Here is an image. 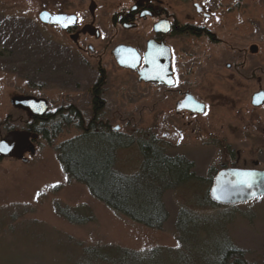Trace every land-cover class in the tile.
<instances>
[{
    "label": "rangeland",
    "instance_id": "374dc122",
    "mask_svg": "<svg viewBox=\"0 0 264 264\" xmlns=\"http://www.w3.org/2000/svg\"><path fill=\"white\" fill-rule=\"evenodd\" d=\"M39 10L40 0H0V139L25 133L35 149L0 155V264H220L229 246L248 264H264V195L233 204L209 195L212 175L223 167L264 170V104L252 103L264 89V0H219L222 18L207 24L221 26L220 43L174 39L177 87L191 88L207 105L195 117L177 115L176 97L161 100V92L108 61L107 82L96 85L97 56L88 62L76 50L51 49L45 37L53 31ZM193 46L224 58L210 64L189 51ZM25 96L48 100L50 109L79 107L87 130L91 121L114 127L122 138L115 167L125 175L142 165L141 142L156 140L166 153L188 158L195 176L165 189L162 226L116 212L68 177L60 153L86 129L70 121L48 131L49 139L32 135L27 112L13 104Z\"/></svg>",
    "mask_w": 264,
    "mask_h": 264
},
{
    "label": "flooded vegetation",
    "instance_id": "af4514ba",
    "mask_svg": "<svg viewBox=\"0 0 264 264\" xmlns=\"http://www.w3.org/2000/svg\"><path fill=\"white\" fill-rule=\"evenodd\" d=\"M218 2L219 0H40L38 19L45 29L50 28L49 30L53 31V33L50 32L49 37H45L47 40L45 42L51 49L57 51V47H61L69 49V52L76 50V53L80 52L84 59H88V62L97 56L100 76L99 84L96 85L107 82L108 76L105 74L102 63L108 61L111 66L135 73V82L144 86L145 89L161 92L159 93L161 100L170 96L176 97L177 115L188 114L190 117H195L204 114L207 111V105L191 88L177 87L173 65L175 46L173 42L176 37L206 36L210 44L220 43L218 35L222 34L221 26L213 27L218 20L215 18L216 15L222 18L221 11H216ZM256 48L257 45H252L251 52L254 53ZM189 51L200 54L205 60L211 59L210 64L211 62L216 64L224 58L221 52L220 54L216 51L214 54L207 53L210 51L207 48L193 46L189 48ZM148 68L150 71H147ZM148 72H151L150 78L144 76V73ZM197 73L198 71L194 72L195 75ZM100 93L101 91L97 94ZM96 95L94 110L101 106L95 101ZM189 96L204 103L205 111L193 110V103L186 100ZM25 97L36 99L31 96ZM39 100H44V102L40 101L42 107L36 103L33 106L30 102L24 106L16 105L27 112L29 120L25 127L32 135L46 136L49 139L48 131L51 135L55 133L66 117L79 126L78 120L73 118L74 114H82L79 107L68 105L50 109L48 100L44 98ZM100 102L102 103L103 100L100 99ZM187 123L184 125L188 126L191 119ZM111 129L116 131L114 127ZM26 136L28 137L27 134ZM28 143L27 140L21 154L27 150L34 153V147ZM171 156L184 157L191 162L183 155ZM225 170H232L237 178L248 181L254 174L255 177L253 176L252 179L255 180L256 171L261 169L230 166L219 169L212 175L210 196L218 175ZM190 171L191 177H194L193 164ZM245 173L252 175L245 176Z\"/></svg>",
    "mask_w": 264,
    "mask_h": 264
},
{
    "label": "trees",
    "instance_id": "16d2710c",
    "mask_svg": "<svg viewBox=\"0 0 264 264\" xmlns=\"http://www.w3.org/2000/svg\"><path fill=\"white\" fill-rule=\"evenodd\" d=\"M95 101L99 102L97 96ZM73 118L78 120L79 127L86 129L80 114H74ZM69 122V117L63 120V124ZM101 123L91 121L84 135L67 143L65 151L60 153L65 172L68 177L83 181L97 198L116 212L160 228L168 218L163 201L165 189L190 178L192 163L184 157L171 156L152 140L141 142L142 165L138 172L125 175L115 167L117 142L122 138L104 123L100 127ZM77 141L84 143L83 146L77 147ZM220 261V264H248L243 252L230 246L220 256Z\"/></svg>",
    "mask_w": 264,
    "mask_h": 264
},
{
    "label": "water",
    "instance_id": "95a60500",
    "mask_svg": "<svg viewBox=\"0 0 264 264\" xmlns=\"http://www.w3.org/2000/svg\"><path fill=\"white\" fill-rule=\"evenodd\" d=\"M147 71H150V69L148 68ZM144 76L150 78L151 72L144 73ZM186 100L193 103V110L196 109L198 112L205 111V104L196 101L193 96H189ZM40 101L42 100L30 97H15L13 99V103L18 106H24L26 103L30 102L33 106L36 103L39 107H42ZM252 103L255 106L264 104V89H260L253 94ZM26 143L27 136L25 133L18 135L16 132L12 131L0 140V155L6 156L15 154L19 156L22 147H24ZM253 176L255 177V174ZM252 178L248 180V183H244L242 179L237 178L233 174L232 170L222 171L213 185L211 196L218 203L233 204L264 195V170L256 171V179L253 180Z\"/></svg>",
    "mask_w": 264,
    "mask_h": 264
},
{
    "label": "snow or ice",
    "instance_id": "6c2138e0",
    "mask_svg": "<svg viewBox=\"0 0 264 264\" xmlns=\"http://www.w3.org/2000/svg\"><path fill=\"white\" fill-rule=\"evenodd\" d=\"M244 175H245V176H251L252 174H251V173H245ZM243 182H244V183H248V181H246V180L243 181Z\"/></svg>",
    "mask_w": 264,
    "mask_h": 264
}]
</instances>
